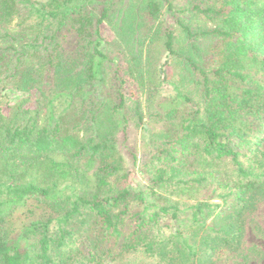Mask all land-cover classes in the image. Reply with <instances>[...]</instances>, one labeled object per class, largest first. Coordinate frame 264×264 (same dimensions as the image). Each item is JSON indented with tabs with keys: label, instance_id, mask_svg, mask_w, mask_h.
Listing matches in <instances>:
<instances>
[{
	"label": "trees",
	"instance_id": "1",
	"mask_svg": "<svg viewBox=\"0 0 264 264\" xmlns=\"http://www.w3.org/2000/svg\"><path fill=\"white\" fill-rule=\"evenodd\" d=\"M262 201L264 0H0V264H217Z\"/></svg>",
	"mask_w": 264,
	"mask_h": 264
},
{
	"label": "rangeland",
	"instance_id": "2",
	"mask_svg": "<svg viewBox=\"0 0 264 264\" xmlns=\"http://www.w3.org/2000/svg\"><path fill=\"white\" fill-rule=\"evenodd\" d=\"M102 32L106 37L112 36L106 27H103ZM125 80L123 88L125 94L129 98L138 97L137 86L134 82L129 78ZM122 139L123 137H121V141ZM123 150L129 164L130 182L135 185L139 182L137 165H133L131 156L125 148ZM257 227L264 233V201L260 202L255 210L247 215L244 237L239 250L231 253L219 252L217 264H264V237L257 230Z\"/></svg>",
	"mask_w": 264,
	"mask_h": 264
}]
</instances>
